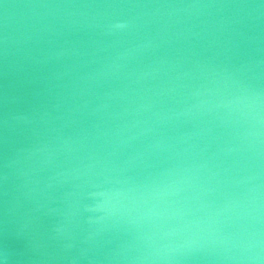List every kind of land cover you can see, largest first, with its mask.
Here are the masks:
<instances>
[{"label": "water", "instance_id": "obj_1", "mask_svg": "<svg viewBox=\"0 0 264 264\" xmlns=\"http://www.w3.org/2000/svg\"><path fill=\"white\" fill-rule=\"evenodd\" d=\"M125 2L192 0H0V41L18 42L7 58L0 43V264H125L112 257L141 246L142 230L126 215L90 224L88 194L116 188L138 197L167 184L198 148L210 155L228 146L234 129L223 108L161 123L163 114L226 103L244 85L264 89V64L246 68L264 61V34L249 41L260 30L251 24L234 36L213 27L215 18L29 7ZM128 19L127 32L106 33ZM189 144L196 148L183 153Z\"/></svg>", "mask_w": 264, "mask_h": 264}, {"label": "clouds", "instance_id": "obj_2", "mask_svg": "<svg viewBox=\"0 0 264 264\" xmlns=\"http://www.w3.org/2000/svg\"><path fill=\"white\" fill-rule=\"evenodd\" d=\"M29 7L49 10L46 15L57 11L82 15L89 10L104 15L101 10L129 9L136 12L137 18L153 16L175 23H187L200 17L215 18L213 27L231 29L234 36L241 35L235 26L244 23L260 29L247 37L249 41L259 42L264 34V28H261L264 25V0L39 3ZM133 19L106 24V33L127 32L134 26ZM0 43L7 58L10 45L15 46L18 42L11 41L5 34ZM262 64L264 61L252 60L246 68L251 71ZM221 108L234 132L228 146L219 152L205 155L207 145L198 148V159L186 162L175 178L163 186L141 192L138 197H129L128 193L116 188L88 194L94 203L82 207L89 214L90 224L100 225L109 219L118 223L115 218L126 215L130 223L142 230L141 246L112 259L125 264H192L195 261L264 264V89L244 85L226 103L212 105L201 101L183 112L163 114L160 122L192 115L194 111L196 115L215 117ZM194 135L182 137L180 143H187ZM195 148L189 144L181 151ZM221 191L225 192L224 199L217 202L215 198Z\"/></svg>", "mask_w": 264, "mask_h": 264}]
</instances>
